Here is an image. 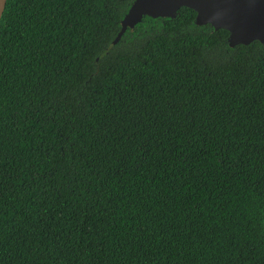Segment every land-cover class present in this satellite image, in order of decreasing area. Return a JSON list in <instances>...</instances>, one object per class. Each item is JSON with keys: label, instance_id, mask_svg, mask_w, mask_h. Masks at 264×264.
I'll return each mask as SVG.
<instances>
[{"label": "trees", "instance_id": "trees-1", "mask_svg": "<svg viewBox=\"0 0 264 264\" xmlns=\"http://www.w3.org/2000/svg\"><path fill=\"white\" fill-rule=\"evenodd\" d=\"M134 0H7L0 264H264V43Z\"/></svg>", "mask_w": 264, "mask_h": 264}, {"label": "water", "instance_id": "water-1", "mask_svg": "<svg viewBox=\"0 0 264 264\" xmlns=\"http://www.w3.org/2000/svg\"><path fill=\"white\" fill-rule=\"evenodd\" d=\"M7 0H0V20ZM187 6L196 11V23L211 24L215 29L229 31V43H264V0H134L121 21L115 42L145 16L175 18L179 9Z\"/></svg>", "mask_w": 264, "mask_h": 264}]
</instances>
